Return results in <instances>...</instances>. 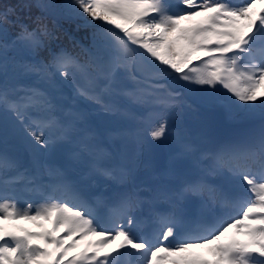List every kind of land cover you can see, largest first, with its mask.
<instances>
[{
	"label": "snow or ice",
	"instance_id": "1",
	"mask_svg": "<svg viewBox=\"0 0 264 264\" xmlns=\"http://www.w3.org/2000/svg\"><path fill=\"white\" fill-rule=\"evenodd\" d=\"M75 18L94 29L79 54L54 42ZM217 109L237 121L222 135L203 120ZM188 118L199 140L173 137ZM21 187L44 202L21 206ZM120 255L264 264V0L0 5V264Z\"/></svg>",
	"mask_w": 264,
	"mask_h": 264
}]
</instances>
